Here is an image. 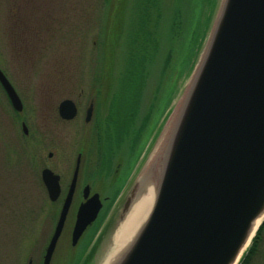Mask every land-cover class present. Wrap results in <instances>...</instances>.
Here are the masks:
<instances>
[{
  "label": "rangeland",
  "instance_id": "rangeland-1",
  "mask_svg": "<svg viewBox=\"0 0 264 264\" xmlns=\"http://www.w3.org/2000/svg\"><path fill=\"white\" fill-rule=\"evenodd\" d=\"M107 1L0 0V65L24 97L26 108L22 116L29 118L32 130L36 124L41 126L43 168L57 165V171L67 178L68 169L75 163V149L82 142L89 147L88 163L95 165L96 153L91 150L102 137L98 132L85 131L82 127L92 97L96 100V112L114 131L113 140L100 144L104 149L102 155L104 153L107 158L102 160L106 167L108 165L109 178L93 185L98 192H104V196L110 197L116 192L121 196H117L114 204L111 201L106 204L99 219L77 246H72V213L51 264H78L80 258L84 261L99 237L98 248L89 264H102L111 256L115 248L114 236L131 208L127 213L124 211L127 199L134 190L140 198L141 187L146 189L145 192L150 189L149 182L141 183L169 138L174 125L172 121L190 88L224 2L210 0L204 9L197 8L193 13L187 0L184 32L172 40L168 22H164L160 53L155 61L148 63L144 78L139 79L141 81L133 87V92L126 91L122 100L115 99L113 118L108 120L111 78L104 75L111 64L110 54L107 55L110 51L106 47L110 33L104 26L107 16L112 24L116 21L115 13L123 0H111L109 14L106 12ZM34 6L38 14L32 12L29 16V12L26 15L28 8ZM112 36L114 38L115 34ZM170 50L173 51L170 53L171 64L164 73V60ZM68 98L80 102V113L75 121L63 123L57 121L53 110L55 105ZM13 116L0 88V122H7L5 117H9L11 125ZM105 131L106 128L100 134L105 135ZM12 137L11 132V143ZM52 151L54 157L50 158ZM18 155L11 154L12 157ZM21 160L17 157L12 162L10 186L5 193L4 206H0V252L2 246L4 252L0 253V264H28L30 259L33 264H42L40 252L48 245L46 235L58 219L52 218L44 202L47 198L43 185L42 223L35 222V190L25 180L28 174L24 172ZM250 264H264V232L259 251Z\"/></svg>",
  "mask_w": 264,
  "mask_h": 264
},
{
  "label": "water",
  "instance_id": "water-1",
  "mask_svg": "<svg viewBox=\"0 0 264 264\" xmlns=\"http://www.w3.org/2000/svg\"><path fill=\"white\" fill-rule=\"evenodd\" d=\"M0 82L22 111V100L1 68ZM59 110L67 120L78 114L72 99L62 101ZM93 110L92 105L88 117ZM78 169L44 264H51L65 227ZM152 169V207L112 264H239L264 222V0H224ZM43 180L56 201L60 176L45 169ZM89 193L88 186L86 198ZM135 193L127 199L126 213ZM102 208L98 193L81 204L73 246Z\"/></svg>",
  "mask_w": 264,
  "mask_h": 264
},
{
  "label": "flooded vegetation",
  "instance_id": "flooded-vegetation-1",
  "mask_svg": "<svg viewBox=\"0 0 264 264\" xmlns=\"http://www.w3.org/2000/svg\"><path fill=\"white\" fill-rule=\"evenodd\" d=\"M34 9H36L35 6L33 9L28 8V11H26V15H28L29 12H30L29 16H31L32 12H33V15L38 14L37 12H35ZM0 67L2 68V70L5 72V74L9 78V80L12 82V84L16 88L12 79L9 77L7 71L1 65H0ZM0 88L2 89V91L4 93V97L7 101V103L9 104L13 115L15 116V119H13L11 125L9 124V117L8 118L5 117L7 122H0V195H1L0 206L1 207L4 206L5 193L7 192V189L10 186L11 175H13L11 170H10L12 162H14L17 159V157H20L22 159L20 161V164H24L23 165L24 170H25L24 172L28 174V176L25 177V180L27 181V183L30 184V188L35 190L36 200L38 202V203L36 202L37 209L35 211V220H36L35 222H39V224L42 223V213H43V192L42 191H43V185H44L45 190H46L45 196H46L47 200L49 199L48 200L49 202L47 200H45L44 202H46V206L50 209L51 215L53 216L52 218L56 220L57 217L59 216L58 213H60L59 207L61 206V208H62V206L64 205L67 194H68V192L71 188V185L74 181L76 171L79 167L77 179H76V187H75V191H74L73 201H72V205H71L69 215H68V218L66 221V225H67L68 220L70 219V215L73 213L74 221H73L72 232H71V237H72L74 226H75L76 219H77V212H78V209L81 206V204L86 202L88 198H90L91 196H93L96 193H98L100 195V197L103 201L102 211L104 210V208L108 202L113 201V197H114L115 193L112 194L110 197L104 196L105 193L100 192V191L98 192L97 190H95V187L93 185V183L97 182L98 180L106 182V180L109 178V177H107V172H106L108 170V168L106 167V165H104L105 162H103V160H102L103 158H106V157H105L104 153L102 155V151H101L102 149L101 148H103V147L100 145L101 141L97 140V144L91 150V152L94 151V154L96 153L95 154L96 160L94 162L95 165L93 163L94 166H91L90 163H88V156L90 153V151H88L89 147L85 142H82V143H79V145L75 149V155H76L75 163H74V165L72 164L70 169H68V171L69 170L70 171H69V174L67 175V178L64 177L65 176L64 173L57 171V169H58L57 165H56L57 169L55 168L56 166L54 167V165H53V167L45 166L43 168V162H42L43 133H42L41 126L36 124L35 129L32 130L29 118L22 116V113L25 111V108H26V102L24 100V97L22 96V93L20 91H18L17 88H16V90L19 93L20 98H21L22 103H23V106H24V109L22 112H18L14 108L9 95L6 92L3 85L1 84V82H0ZM81 96H82V94H80V97ZM68 99H71V98H68ZM72 100L75 101L77 108H78L77 116L72 120H67V119L62 118L60 115V110H59L60 103L62 102L61 101L59 104L55 105L54 110H53V112L56 113L57 121L60 120L63 123H71L77 119V117L80 113V102L78 100H75V99H72ZM92 105L94 106V110H93L92 114L88 117V110H89L90 106H92ZM3 110L5 111L6 109H1V111H3ZM18 118H19V121H17ZM82 127H83V130L85 129V131L87 129L89 131H96V132H98L99 135H100V132L106 128V123L104 121V118L101 117V115H99V113L96 112V100L94 97H92L90 99V102H89V105H88V108L86 110L85 117H84V124ZM11 132L13 135V137H12L13 142L12 143L10 142ZM99 135H98V138H99ZM12 153L14 155H17V154H19V155L12 157L11 156ZM20 154H23V155L20 156ZM49 157L50 158L54 157V151L49 152ZM47 168L51 169L54 173H56L60 176V183H61L62 192H61V196L56 201L51 200L48 189H47V187L44 183V180H43V170L47 169ZM26 170H28V172ZM110 171H111V169H110ZM109 175H110V172H109ZM88 186L90 187V193H89L88 198H86L85 189ZM117 199H118V197L116 198L114 203L117 201ZM57 221H58V219H57ZM57 221L50 228L48 235H46V240H47L48 244L50 243V241L54 235L56 225H57ZM66 225H65V228L62 232L60 239L64 235ZM41 227H42V225H41ZM41 227L39 228L40 235H42ZM46 250H47V247H46L45 251L40 252V255L43 257V259H44L45 254H46ZM0 253L4 254L3 246H2V251ZM28 264H33V259H30Z\"/></svg>",
  "mask_w": 264,
  "mask_h": 264
},
{
  "label": "trees",
  "instance_id": "trees-1",
  "mask_svg": "<svg viewBox=\"0 0 264 264\" xmlns=\"http://www.w3.org/2000/svg\"><path fill=\"white\" fill-rule=\"evenodd\" d=\"M186 1L123 0L120 2V7L115 13L117 16L116 21L112 24L109 16L106 17L104 29L108 34L110 33L106 47L110 51L107 55L110 54L109 60L111 64L108 73L104 76H107L108 79L111 78L109 82V93L112 97L109 104L110 113L107 116L108 120L112 117L111 113L114 112L115 99L122 100L125 97L126 91L131 92L133 87L144 78L148 63L156 60L162 49L163 36L161 30L164 22H168L171 40L183 34L184 7ZM209 1L188 0L187 4L191 5L192 12L194 13L197 8L199 10L204 9L205 4ZM106 6V12L109 14L112 1L108 0ZM112 34H115L114 38ZM108 50L106 51L108 52ZM172 52L170 50L164 60V73L170 67L172 58L170 53ZM115 102L117 103V101ZM116 107L118 108V105ZM108 123H106V134H100L102 137L101 141L103 142L113 140L114 137V131L110 128V125L108 126ZM263 232L264 224L259 229L250 248L242 258L241 264H250L251 260L258 253L263 239ZM99 242L100 237L93 244L85 260L78 259V264H89L96 253Z\"/></svg>",
  "mask_w": 264,
  "mask_h": 264
},
{
  "label": "bare ground",
  "instance_id": "bare-ground-1",
  "mask_svg": "<svg viewBox=\"0 0 264 264\" xmlns=\"http://www.w3.org/2000/svg\"><path fill=\"white\" fill-rule=\"evenodd\" d=\"M180 107L174 117L172 124L175 122ZM164 144V143H163ZM163 146V145H162ZM161 146V148H162ZM159 152L157 153L156 159H158ZM146 178V179H145ZM143 182H149L150 189L145 192L146 189L142 188L139 190V196L132 204L129 212L127 213L125 220L120 225L117 233L114 236V250L111 253V256L107 258L102 264H112L114 259L118 256L120 251L127 246V244L133 239L136 230L138 229L139 225L145 220L148 212L150 211L154 196L156 192L155 188V178H154V171L151 168L150 172H148L147 177H145ZM147 180V181H146ZM142 182V183H143ZM145 192V193H144ZM144 194V195H143ZM143 195V196H142Z\"/></svg>",
  "mask_w": 264,
  "mask_h": 264
}]
</instances>
